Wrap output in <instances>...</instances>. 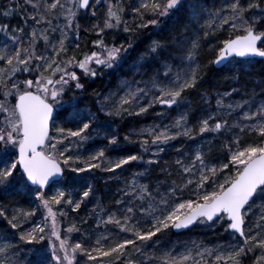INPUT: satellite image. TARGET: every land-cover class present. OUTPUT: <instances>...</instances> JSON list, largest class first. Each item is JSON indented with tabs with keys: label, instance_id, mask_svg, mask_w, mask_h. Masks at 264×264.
<instances>
[{
	"label": "snow or ice",
	"instance_id": "1",
	"mask_svg": "<svg viewBox=\"0 0 264 264\" xmlns=\"http://www.w3.org/2000/svg\"><path fill=\"white\" fill-rule=\"evenodd\" d=\"M9 4L14 6L3 7L0 15L10 17L19 13L22 24L12 27L0 23V33L7 37L0 47V63L4 65L0 67V92L4 97L0 100V113H3V120H0V187L7 190L15 187L13 181H16L20 189L31 193L33 189L29 184L36 186L35 199L45 210V217L42 223L28 231L23 230V223L34 216L35 211H13L9 215L5 206L0 207V217L13 231L20 230L19 241L24 244L47 242V252L30 250L36 259L28 264H81L78 256L86 258L90 264H244L245 258L250 259L251 264H264V78L259 82L253 80L251 92L245 89L248 99L225 103V97L230 98L240 89L224 92L216 99V110L199 117L195 124H189V114L183 111L170 124H153L139 130L135 138L125 135L124 141L139 144L141 152L115 160L108 159L104 149L87 158L66 154L70 152V147L65 146L66 141L82 144L90 138L88 131L97 119L96 113L71 112L70 122L79 121L75 130L56 126V135H53L51 127L60 115L56 110L63 107L66 89L72 87L70 82H74L76 90L84 88L76 72L68 71L69 68L78 67L86 76L95 78L97 69L113 68L125 59L124 54L132 47L131 40L127 46H107L103 39L106 29L117 28L122 23L126 33L158 27L159 18L174 16L185 7L188 17L181 27L189 46L181 58L182 63L176 66L165 59L162 74L157 70L148 81H123L117 92L109 93L103 99L96 94L100 111L106 116L123 119L147 115L157 105L167 109L184 107L189 103L187 94L197 90L203 80L198 59L202 39L216 35L225 26H228L229 37L220 41L221 46L216 49L211 64H224L230 73L226 78L239 83L240 74L245 71L242 60L252 65L256 63L255 58L264 59V0H225L215 10L205 8L201 0H140L139 5L132 8L139 19L135 29L123 20L125 8L119 2L113 4L112 0H107L103 26H92L97 36L93 43L102 52L86 53L83 59H77L75 54L68 55L65 30L75 27L79 32L81 25L77 21L81 10L86 14L89 8H95L90 0H23L24 7L20 0H9ZM91 15L95 17L96 11ZM61 17L65 21L63 26H53V20ZM36 25L41 29L38 30ZM57 27L61 36L53 42L50 35ZM28 28L31 31H27ZM189 31L196 33L195 38L188 37ZM40 40L45 42L43 51L39 50ZM172 40L176 46L184 47L180 36L172 37ZM167 47V43L154 40L141 60L145 55L154 59L160 57ZM93 63L96 69L90 67ZM134 67L139 74L144 65L138 61ZM23 73L38 75L35 79H18L17 74ZM56 75L59 78L53 79ZM255 88H259L260 93ZM207 95L202 94L205 104L208 103ZM10 96H14V103L8 102ZM257 96H260L259 101L255 99ZM155 115L162 118L167 113L159 111ZM209 135L212 139L198 144L194 150L185 146L175 149L181 154L174 161L179 182L172 180L171 185H167L166 181H158L153 187L133 180L119 189L128 198L120 217L108 213L107 219L102 218L100 212H104V208L99 205V212L96 207L91 210L90 215L96 216L97 228L113 225L119 233H127L130 238L112 240L107 235H100L93 245L86 246L83 241L71 243V234L81 231L76 223H71L63 233L59 230L57 216L68 215L63 206L77 212L94 191L89 183L79 199L63 190L46 196L45 187L57 183V178L62 177L66 169L77 175L94 169L115 174L132 162L143 161L149 167L134 173L143 177L159 163L164 146L171 141L180 137L195 141L197 137ZM221 136L224 140L219 145V162H213L209 159L213 141ZM249 136L255 139L250 141ZM105 139L111 146L119 143L115 132L106 134ZM149 151L153 158L144 160L143 153ZM160 171L172 175L167 167ZM161 187L165 191H161ZM185 192L189 193V198L182 199ZM124 203V200L116 201L118 205ZM53 205L62 207L56 212ZM250 216H255L251 224L248 223ZM81 223H87V219L82 218ZM216 224L226 225L225 232H230L233 240L238 236L239 242L229 241L225 246L215 248L193 242L192 247L186 245L181 252L162 245L161 236L171 230ZM22 251L18 244L5 237L0 246V264H21ZM137 254L143 259L132 258ZM206 256L214 259L208 261Z\"/></svg>",
	"mask_w": 264,
	"mask_h": 264
},
{
	"label": "trees",
	"instance_id": "2",
	"mask_svg": "<svg viewBox=\"0 0 264 264\" xmlns=\"http://www.w3.org/2000/svg\"><path fill=\"white\" fill-rule=\"evenodd\" d=\"M202 5L207 8L208 10H215V8L220 7L225 0H201ZM93 4V3H91ZM8 6L12 7L13 5L9 4V0H0V11H2L3 7ZM23 7V6H22ZM125 12L122 14L125 16L126 20H132V25L128 24L130 27L135 29L136 24L139 23V19L136 15H133L132 8L128 7L124 4ZM95 11V8H89L87 13L85 14L84 11H81V15L78 17V23L81 25L79 32L77 33L76 29L69 30V39L66 41V47L68 48V55L71 56L73 54L76 55L77 59H83L84 55L91 54L97 47L94 45V41L97 39L96 34L92 33V26L93 24H103L101 23L100 15L93 17L91 12ZM131 14L130 16H127ZM127 17V18H126ZM188 17V10L185 7L182 11L177 13L171 17H163L159 18L161 23L158 27L150 26L147 29H137L132 33H126L124 31V24L122 23L117 28L114 29H106L103 33V39L105 44L109 47L111 46H120L121 44L127 46L128 42L131 40L132 47L129 51L124 54L125 59L121 62H118L111 69H97L98 75L93 78L91 76H84L82 71H79L80 68L78 67H71L68 71H75L77 76L80 78V82L84 85L82 90H76L74 88V83H72V87L66 89L62 100H63V107H59L57 112L60 114L54 122V126L52 127V134L55 130L56 125L59 123H68V119L70 118V113L73 111H80L82 108H86L91 113H96L97 119L95 123L103 124L107 123L106 125L111 126L112 132L118 137L119 143L116 146L106 145V149H109L111 155L115 156L118 155V152H124V154H137L141 152L139 144H129L128 142L124 141L125 135H130L131 137L135 138V134L144 126L150 127L153 124H170L169 115H172L171 112L175 110L177 107H173L172 109L162 108L161 106L157 105L154 109L150 110L147 115L140 116V117H128L125 116L123 119L116 117L114 120H108L106 117L100 115L98 111V103L97 99L99 94V99H101L104 93L110 90H117L119 88V83L123 80H129L130 82L144 80L148 81L153 74L159 70L161 73L163 70L162 63L165 59L168 62L171 61L173 65H179L182 63V56L184 54L185 49L189 46L188 41L184 39V34L181 25L187 20ZM151 17H146V19ZM124 20V21H126ZM129 20V21H130ZM127 21V22H129ZM204 21L201 20V23ZM0 23L9 24L10 26L14 27L16 25L22 24L21 14H16L10 17H3L0 15ZM87 29V31L85 30ZM95 32V31H94ZM3 34V33H0ZM189 38H195L196 33L192 32L187 34ZM202 37V33H200ZM180 36L181 40L184 43V47H178L174 44L172 37ZM79 37V38H77ZM229 37V30L228 26H225L224 29L218 31L216 35L209 36L206 40L202 39L201 41V49L200 55L198 57L199 63L202 66L203 72V80L200 83V86L197 90L188 93V100L189 103L186 104V111L189 114V124H195L199 117L204 116L207 112H213L216 110V99L219 98L224 92L231 91L232 88H239V93H233V95L229 97H225V103L229 102H236L240 101L241 99H248L249 97L245 94V89L248 92H251L253 89V80L259 82L261 78H264V59H255L256 63L252 65H248L245 61H241L244 64L245 71L240 74L239 83L227 79L230 75L229 70L227 68L222 67L217 69L214 67V64H211V61L215 58L216 49L220 47V41ZM158 40L161 43H167L169 47H167L164 51L162 56L153 58L151 56H144V59L141 60V56L147 53L149 45L154 41ZM121 41V43H120ZM79 45V48H77ZM141 62L144 65L137 73L136 68L134 65L136 62ZM177 63V64H176ZM97 68V67H95ZM35 73L27 74H17V78L19 79H35ZM59 76H54L53 79H58ZM142 86V85H141ZM257 93H260L259 88H255ZM207 93V100L208 103H204V99H202V94ZM256 101H259L260 96L255 97ZM15 99L14 96L11 99V103H14ZM10 103V104H11ZM164 111L167 113L165 117H157L155 112ZM0 117H3L2 113H0ZM70 121V119H69ZM74 122V121H73ZM94 123V124H95ZM93 124V125H94ZM90 131V130H89ZM133 136H132V132ZM91 132V131H90ZM54 135V134H53ZM212 139V136H205V137H197L195 141L189 140L183 137L178 138L177 140L171 141L168 145L164 146L165 151L161 153L159 156V163L155 166H152V170L146 176L140 177V182L144 184H148L150 186L155 187L159 182H167V185H171L172 180H177L179 182L180 177L177 175L178 168L174 164L175 159L180 156L181 154L175 151L176 148L185 146L190 150H194L198 144H205L207 140ZM248 139L250 141L254 140V136H249ZM224 140V137L221 136L213 141V151L209 159L213 162H219L220 157V149L219 145ZM86 146L85 144H76V148H83ZM105 149V148H104ZM207 151V149H205ZM150 152V151H149ZM149 152L143 153L144 160L149 159ZM109 153V154H110ZM225 150V155H226ZM83 157V156H82ZM119 157V156H118ZM87 158V157H83ZM112 159V157H111ZM146 167L143 161L132 162L126 166L127 172L125 170L121 172V177H126L125 184H128V181L131 179V174L133 172H142ZM167 167L169 171L172 173L171 176H168L167 173L161 172V168ZM93 171V180L90 181L93 185V195L97 198L100 202H104L105 205H110L109 209H115L116 201L118 199L124 200L127 203V197L123 195L119 189H123V186L119 183L118 178L116 176L120 173L119 170L115 174L102 172L98 169H94ZM227 174V173H225ZM71 177V173L68 170H65L64 175L62 176L60 181H66ZM223 177H221L222 179ZM73 190L77 191V188H72ZM161 191H165L164 187H161ZM209 190L210 187H209ZM3 192H7L4 189L0 188V207H3V203L8 200L9 197H6ZM16 196L20 198V200H25L24 197L20 196L18 193ZM189 198V193L185 192L182 199ZM192 198H195L194 196ZM138 203V202H136ZM85 203L82 204L81 208L76 212L80 213L84 209ZM146 206V205H145ZM259 211V210H258ZM79 215V214H78ZM136 215L139 216L140 213L137 211ZM255 217V216H254ZM251 218L248 220L250 224ZM91 225H89L90 227ZM110 227V226H108ZM226 225L219 226L216 229H212V226H204V225H196L192 228L184 231L180 234H174L171 231L164 233L161 236L162 243L165 245L167 243H180L183 241L184 238L188 237H199L204 235L205 238H209L214 243L218 242V239L225 240L230 235V232H225L224 228ZM0 228H3L7 231V233H12L13 231L7 224V221L0 217ZM94 227L89 228L88 230L91 233L89 235L90 240H95L98 238L95 235V232L92 230ZM116 229V228H115ZM116 232L115 230H113ZM89 240V239H88ZM239 242V238L236 239ZM90 242L86 246H91L94 244ZM136 257H140L139 254ZM140 259V258H138ZM247 264H250V261H246Z\"/></svg>",
	"mask_w": 264,
	"mask_h": 264
},
{
	"label": "rangeland",
	"instance_id": "3",
	"mask_svg": "<svg viewBox=\"0 0 264 264\" xmlns=\"http://www.w3.org/2000/svg\"><path fill=\"white\" fill-rule=\"evenodd\" d=\"M62 2H64V0H62ZM112 2H113V4H116L117 2H119V4L123 7L125 4L129 8L130 7L133 8V7H136L139 5L140 0H112ZM91 3H93V5H95V11L97 13V16L101 13V15H100V18L102 21L101 23H103L104 16L107 12V0H99V3H97V0H92ZM20 4H21V7L22 6L24 7L23 0H20ZM130 15L131 14H128L127 16H130ZM133 15H135V14L133 13ZM125 16H123V20H126ZM130 18H131V16H130ZM129 20H126V22ZM64 23H65V21H64L63 17H61L59 20H55V19L53 20V26H63ZM127 24L132 25V20L127 22ZM101 26H103V24ZM44 27H47V25H44ZM36 28L38 30H40L41 26L36 25ZM72 29H75V27H73ZM27 31H31V28H28ZM65 31L67 32V39H69V29H66ZM92 33H95V32L92 31ZM190 33H191V31H189V34ZM60 36H61V33L59 31V27H57V31L54 33H51L50 39H52L53 42H55L56 40H58L60 38ZM6 40H7V37L4 34H0V47L3 46V44ZM66 41H65V43H66ZM120 43H121V41H120ZM38 46H39V50L43 51L45 49V42L43 40L38 41ZM49 51H50V49H49ZM94 51L99 53V52H102V49L97 48ZM168 63L173 64V63H171V61ZM180 64L181 63H179V65ZM0 67H4V65L2 63H0ZM33 67H34V65H33ZM90 67L96 69L95 67H97V66L93 63L90 65ZM79 71H82V70L79 69ZM163 71H164V68H163L161 74L163 73ZM83 74H84V72H83ZM34 75L36 76V75H38V73H35ZM57 76H59V75H57ZM84 76H86V75L84 74ZM123 81L130 82L129 80H123ZM123 81H121L119 83V88H120L121 83ZM72 83H74V82H70V84H72ZM9 87H10V85H9ZM119 88H117V90ZM117 90L107 91V93H104L103 97L105 95H108L109 93L117 92ZM103 97L101 99H103ZM12 98H13V96L8 97L9 103H11ZM3 99H4L3 94H2V92H0V100H3ZM185 106L182 108H175V110L173 112H171L172 115H169V117H167L169 119V122H172V120L175 119L176 117H178L181 114V112L186 111ZM97 107H98V111H99L100 115L106 117L108 120H111V119L114 120L116 118V117L106 116L104 114V112L100 111V105L99 104ZM57 109H59V107ZM80 112L87 115L89 113V110H87L86 108H82L80 110ZM2 115H3V113H2ZM69 119L67 120L68 123H65V124L59 123L56 126H62V127H65L66 129L71 128V129L75 130L79 126V121L70 122ZM0 120H3V117H0ZM106 124L107 123L105 122L103 124L95 123L93 125V127L90 129L91 132L88 131V135L90 138L87 141L82 143V144L86 145L83 148H78V149L76 148V144L80 143L78 141L73 142L71 144H69V142L66 141L65 146L70 147V152L66 153V154H70L74 157H76V156L88 157L90 154H93L94 152L105 148L104 150L106 153V157L108 159H111V157H112L111 160H115L121 156H125L126 154H124V152H118L117 153L118 155L113 156L109 152V149H106V145L108 143H107V139H105V135L112 133V130H111L112 127L109 125H106ZM143 128H146V127L143 126L141 129H143ZM53 134L56 135L55 130L53 131ZM129 135H130V133H129ZM132 136H133V132H132ZM153 150H154V147H153ZM148 158H153L151 151L149 152ZM126 166H124L123 169H118L120 171V173L116 176V178H118L119 183L123 186V188H125V186H126L124 179H126L127 176L124 178V177H121L120 174L124 170H125V172H127ZM70 173H71V177L68 180H66V181H60L59 180L57 183L52 184L46 190H43L45 195L51 196V195L55 194V192L57 190H63L65 192L72 193L74 199H79L82 191L86 189V185L91 183L90 181L93 180V178H92L93 171L80 173L78 175L75 173H72L71 171H70ZM134 173L135 172H133L131 174V179H130V181H128V184H130L133 180L137 181L138 183L144 184V183L140 182V179H139L140 176H135ZM13 184L15 185V187H10L6 190L7 192H3L6 197H9V199L5 200L6 202L3 203V207H5V206L7 207V211L9 213V215H11L13 213V211H18V212L35 211V215L30 217L27 221H24V223H23V230L28 231L35 224L42 223L44 221L45 210L43 209V207L40 206V202L35 199V188H32L33 191L31 193H29L26 190L20 189L19 185L17 184L16 181H13ZM0 188L4 189L3 187H0ZM72 188H77V191L73 190ZM18 193L20 194V196L24 197L25 200H20V198H18V196H16ZM84 203H85L84 209L80 213L72 212L70 208L63 206L64 210L68 213L67 217H61L59 215L57 216L58 227H59V230L61 231V233H63V230L66 229L67 227H69L70 224L73 222L76 223L77 226L81 229L80 232H74L71 234V243H76L78 241H83L85 244L86 243L88 244L89 242H90V244L93 243L94 240H92V239L90 240V238H89V235L91 233H89L90 231L88 229L91 227H94L92 230L95 232V235H97V237H99L100 235H107L112 240L130 238L129 234H127V233H119V230L115 229V227L113 225H108L110 227L100 225V227L97 228V220H96L95 214L90 215L91 210L94 207H96L97 211L99 212V208L97 207V205H99V206L104 208V212H100V216L102 218L107 219L108 213H115L118 217H120L121 213L123 212L127 203L120 204V205L116 204L117 207L115 209L111 208V210H110L109 204L105 205L104 202H100L97 198L94 197L93 194L91 195V197L89 199L85 200ZM61 207H62L61 205H53V210L56 212H59ZM255 211L258 212V209H256ZM82 218L87 219V223H81ZM250 218H251V221H250V224H251L253 222V220L255 219V217L250 216ZM50 225H51V221H49V224H48L49 229H50ZM89 225H91V226L89 227ZM218 226H219V224L213 225L212 229H216ZM113 230H115L116 232H114ZM19 232H20V230L18 229L16 231H13L12 233H7V231L5 229L0 228V246H2V244L5 242V237L7 238V240H9L15 244H18L20 246V248H22L24 250V251L20 252L21 264H28V261L34 262L36 257L34 255H32V251H34L36 249H43L47 252L48 245H47L46 241L42 242L41 244H31V245L24 244L23 242L19 241ZM85 237H87V239H85ZM54 239L55 238L53 237V240ZM229 241H232L233 243H237L236 240H233V237L230 233V235L227 237V239H225V240L218 239L217 243H214V241H211L209 238L207 239L204 237V235H202L199 237L192 236V237L184 238L183 241L180 243H176V244L167 243L165 245L162 243V245L166 249H173L174 252H181V251L185 250L186 245L188 247H192L193 242H196L197 244L202 245V247L215 248L218 246L223 247ZM161 242H162V240H161ZM57 244H58V242H57ZM30 250H32V251H30ZM225 250H227V249H225ZM148 251H151V249H149ZM193 254L195 255V250H194ZM77 258L80 260L81 264H90V262H88L86 260V258L79 257V256ZM132 258L133 259H138V258L143 259L142 257H136V256L132 257ZM196 259H200V257H196ZM205 259H207L208 261H212L214 259V257L213 256H206ZM247 260H249L250 264H251V260L248 258L244 259V264H247L246 263ZM189 264H191V262H189ZM221 264H222V262H221Z\"/></svg>",
	"mask_w": 264,
	"mask_h": 264
},
{
	"label": "water",
	"instance_id": "4",
	"mask_svg": "<svg viewBox=\"0 0 264 264\" xmlns=\"http://www.w3.org/2000/svg\"><path fill=\"white\" fill-rule=\"evenodd\" d=\"M92 0H90V2H91ZM82 12H83V10H81ZM239 59V58H238ZM247 59H253V58H247ZM255 59H261V58H255ZM227 62H225V64H226ZM225 65L224 64H219V65H214V67L215 68H217V69H220V68H222V67H224ZM55 115V114H54ZM61 179V177H58L57 178V181H59ZM52 184H54V183H50L49 185H47L46 187H45V189H47L48 187H50ZM29 187L30 188H36V186H33V185H31V184H29ZM44 189V190H45ZM190 228H192V227H190ZM190 228H188V229H190ZM188 229H181V230H172V232L174 233V234H180V233H183L184 231H186V230H188ZM238 237V236H237ZM239 238V237H238Z\"/></svg>",
	"mask_w": 264,
	"mask_h": 264
}]
</instances>
